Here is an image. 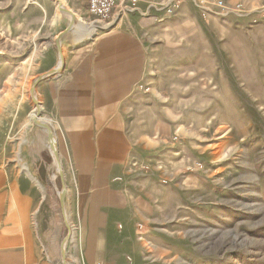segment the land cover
<instances>
[{"label":"rangeland","instance_id":"1","mask_svg":"<svg viewBox=\"0 0 264 264\" xmlns=\"http://www.w3.org/2000/svg\"><path fill=\"white\" fill-rule=\"evenodd\" d=\"M58 1L76 13L61 48L67 65L36 85L37 108L31 83L58 67L55 40L69 23ZM179 1L167 14L170 0H137L105 25L78 0H0V264H62L68 232L66 264L82 254L81 187L93 177L88 192L105 196L111 168L76 165L91 157L78 128L102 122L101 110L129 150L125 177L113 168L111 182L141 204L135 251L118 224L105 230L113 264H264V0H229L241 9L209 16ZM82 24L97 31L80 33ZM106 63L109 85L98 94L113 99L123 75V99L75 102L70 120L62 95L71 80L91 100ZM77 67L89 76L71 79ZM38 111L54 136L62 208L47 134L32 122Z\"/></svg>","mask_w":264,"mask_h":264},{"label":"crops","instance_id":"2","mask_svg":"<svg viewBox=\"0 0 264 264\" xmlns=\"http://www.w3.org/2000/svg\"><path fill=\"white\" fill-rule=\"evenodd\" d=\"M76 5L80 7L84 13H86L85 2H78ZM116 15L117 14L115 13L111 18V22H108L109 25L112 23ZM68 35L69 34L67 33L60 39V45L63 52L64 46L68 45ZM95 49L99 51L101 48L97 47ZM64 62L65 68L67 65L66 60ZM83 65H86V62H84ZM83 68L77 67L75 72L71 74V79L76 78L77 76L88 77V71ZM108 68L109 65L106 63L105 66L101 64L100 69L96 70L98 73V80L101 81V83L98 88H95L93 95L94 98H91V100L89 98H81L79 92V94H74L73 89L75 85L71 80L68 90L62 95L64 96V101L69 104V106H66L65 114L70 120L73 119L74 116L73 104L75 102H107L114 101L115 97H117L116 101L119 102L120 98L123 99L126 87V82L124 81L123 75H121V80L117 77L116 82L112 85L116 88L115 93L112 95L113 99H109L108 94L106 96H103L102 93L98 94V91H101L103 88L102 80H105L104 82L107 86L109 85ZM99 117L101 118L102 122L91 124L88 127L78 128V135L80 136L78 138V142L81 141V143L87 144L86 149L87 152H89V155L91 154V157H83L82 159L78 160L76 165L80 167L103 166L111 168L110 188L108 187L109 193L105 194V196H102V194L99 193V190H97V192H88L91 186L93 188H97L98 182H96V179L92 177L94 176L93 174L91 176V180L89 178L88 180H85L83 186L81 187L80 191L82 192L80 193L79 204L82 201L83 206L86 208L84 210V214L82 215L83 219L81 224L83 231V251L82 254H79L78 252L75 256H73V259L71 258L73 261L71 260V263L69 262L70 264H113V257L111 256V253H106V249L112 244L107 241L105 237V230L107 229L108 231V227H112V225L118 224L119 230H117V232L119 233V238L123 240V246H128L130 251L131 249H133L132 251H135L139 244L136 242L133 228L134 220L137 217L136 214H140L141 212L140 202L137 204L135 202L136 199L140 198V194L136 193L135 191L131 193L129 191L123 190V188H119L116 182H111L114 178H116L112 177L113 168L124 167L123 175L125 177V163L129 150L127 149L128 145L126 138L124 137V130L119 126L116 127L114 125H110V111L101 110ZM68 132L71 134V136H73L72 126H70V130ZM137 137L139 138V136ZM72 140L73 139L71 138V141ZM96 145L99 146L96 147ZM93 150H96V156H94ZM96 177L99 176H95V178ZM84 193L86 194L85 197H83ZM85 200H87V202H85ZM49 241H53L51 240V236L49 237Z\"/></svg>","mask_w":264,"mask_h":264},{"label":"built area","instance_id":"3","mask_svg":"<svg viewBox=\"0 0 264 264\" xmlns=\"http://www.w3.org/2000/svg\"><path fill=\"white\" fill-rule=\"evenodd\" d=\"M78 2H85L86 13L94 19V22L108 25L109 21L116 14H124L126 12L134 11L137 0H78ZM194 5L202 10V14L209 16L210 14H226L233 8L238 11L241 9V4L230 6L229 0H192ZM180 6L179 0H170L166 13L171 14L175 12ZM264 20V8L260 13ZM141 229V226H138ZM141 240L140 238H138Z\"/></svg>","mask_w":264,"mask_h":264},{"label":"water","instance_id":"4","mask_svg":"<svg viewBox=\"0 0 264 264\" xmlns=\"http://www.w3.org/2000/svg\"><path fill=\"white\" fill-rule=\"evenodd\" d=\"M57 8L58 10L63 13V14H66L69 16V23L67 24V26L65 27L64 30H62L56 37V40H55V45H56V48H57V52H58V57H59V61H60V64H59V67L49 71L48 73L42 75V76H39L36 78L35 81H33L31 83V86H30V90H29V93H30V96H31V99L32 101L35 103L36 107L38 108L37 106V100L35 98V88H36V85L41 81L43 80L45 77L49 76V75H52V74H55L56 72L60 71V70H63L64 69V58H63V54H62V51H61V45H60V39L66 35L67 33L71 32L72 29H73V26H74V21H75V16L68 10L64 9L62 4L60 3V1L57 2ZM33 124L35 126H37L38 128L44 130L47 134V143H48V147L50 149V151L52 152L53 156L55 157L56 161H57V168H58V173L60 175V178H61V182H62V188H61V191L58 195V198H59V203H60V206L61 208L63 207V198H64V194H65V187H64V184H63V175H62V170H61V166L57 160V152L55 150V143H54V136H53V133L51 131V128L46 124L44 123L43 121L40 120V116H39V111L36 113V116L35 118L32 120ZM70 237V233L68 232L67 236L63 239L61 245H60V253H61V257H62V264H66L65 262V243L67 242V240L69 239Z\"/></svg>","mask_w":264,"mask_h":264},{"label":"bare ground","instance_id":"5","mask_svg":"<svg viewBox=\"0 0 264 264\" xmlns=\"http://www.w3.org/2000/svg\"><path fill=\"white\" fill-rule=\"evenodd\" d=\"M65 9V8H64ZM74 13V12H73ZM72 13V14H73ZM77 16V15H76ZM97 31V27H94V26H91L90 24H82V25H80L79 26V32L80 33H84V34H86V33H89L90 31ZM59 64H60V61H59ZM58 67H59V65H58ZM30 90V89H29ZM36 116V115H35ZM35 118V117H34ZM33 118V119H34ZM32 119V120H33ZM56 148V147H55ZM55 165H56V167H57V161H56V159H55ZM57 172H58V168H57Z\"/></svg>","mask_w":264,"mask_h":264}]
</instances>
